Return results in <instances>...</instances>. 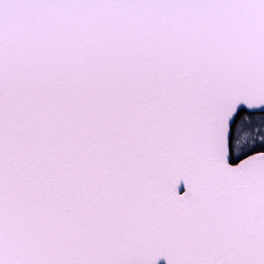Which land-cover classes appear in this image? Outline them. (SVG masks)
<instances>
[{"label": "snow or ice", "instance_id": "1", "mask_svg": "<svg viewBox=\"0 0 264 264\" xmlns=\"http://www.w3.org/2000/svg\"><path fill=\"white\" fill-rule=\"evenodd\" d=\"M0 264H264V0H0Z\"/></svg>", "mask_w": 264, "mask_h": 264}]
</instances>
